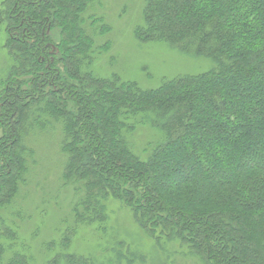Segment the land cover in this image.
I'll return each instance as SVG.
<instances>
[{"label":"trees","instance_id":"1","mask_svg":"<svg viewBox=\"0 0 264 264\" xmlns=\"http://www.w3.org/2000/svg\"><path fill=\"white\" fill-rule=\"evenodd\" d=\"M137 1L122 0L119 24ZM98 2L0 0L11 60L0 92V264H39L6 215L21 217L29 136L52 125L75 226L103 228L114 199L158 248L176 243L202 264H264V0H143L129 27L140 46L206 63L147 88L100 73L124 30L110 33ZM141 127L156 136L137 142ZM75 231L44 245L62 251L45 264H90L67 252Z\"/></svg>","mask_w":264,"mask_h":264},{"label":"rangeland","instance_id":"2","mask_svg":"<svg viewBox=\"0 0 264 264\" xmlns=\"http://www.w3.org/2000/svg\"><path fill=\"white\" fill-rule=\"evenodd\" d=\"M142 1L138 0L139 5L135 8L130 6L134 9L129 10L132 15H124L120 24L117 16L122 0H100L94 6V13L103 15L105 25L113 28L110 33H114V37L124 30L119 41L114 40L112 49L99 56L98 66L103 68L100 73L109 75L116 71L123 79L137 81L147 88L158 85L164 78L205 69L206 63L203 64L169 46L159 43L140 46L131 29L139 22ZM104 41L101 37L98 38L97 45H103ZM6 42L7 35L2 29L0 92L11 65L5 49ZM156 134L149 127H141L138 132V137L141 138L137 142H143ZM60 137V127L57 125H52L47 133L29 136V146L35 152V163L29 172L27 185L19 192L20 198L15 207L21 212V217L13 218L9 213L6 215L8 223L18 230L19 240L28 246L29 253L39 264H45L55 252H62L57 248L53 253H48L44 245L51 241L58 244L68 228H75L76 231L67 252L87 257L90 264H202L197 258L187 255L176 243H166L158 248L154 240L135 223L130 210L114 199L105 202L106 222L103 228H99L97 224L75 226L70 215L71 201L69 202L61 188L62 162L58 153ZM62 219H65L63 224Z\"/></svg>","mask_w":264,"mask_h":264}]
</instances>
